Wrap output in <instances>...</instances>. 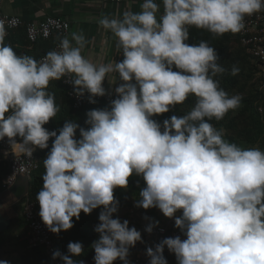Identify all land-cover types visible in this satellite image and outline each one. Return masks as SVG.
Masks as SVG:
<instances>
[{
  "label": "clouds",
  "instance_id": "1",
  "mask_svg": "<svg viewBox=\"0 0 264 264\" xmlns=\"http://www.w3.org/2000/svg\"><path fill=\"white\" fill-rule=\"evenodd\" d=\"M262 11L264 0H143L140 11L98 19L123 54L122 61L107 63L86 58V39L75 32L40 60L18 54L5 43L6 21L0 19V140L8 138L17 158H31L54 137L35 197L50 232L59 235L81 211L102 206L94 227L99 237L91 244L94 264H130L129 250L142 235L127 219L113 218L119 207L114 189L127 188L135 174L146 185L135 206L157 207L186 237H167L146 248L148 264H168L165 247L177 264H264V150L228 141L210 122L238 108L242 97L220 87L215 77L226 69L207 41L186 43L191 27L235 34L244 29L246 16ZM238 72L233 66L231 74ZM116 74L124 82L115 88L118 96L110 108L87 111L90 127L71 120L59 134L44 127L60 110L48 91L50 81L67 78L77 96L90 93L95 103L93 97L106 94L105 78L112 83ZM189 96L195 103L185 114L162 125L152 118ZM83 250L82 242L70 241L68 254L55 250L52 260L85 264L73 259Z\"/></svg>",
  "mask_w": 264,
  "mask_h": 264
},
{
  "label": "trees",
  "instance_id": "2",
  "mask_svg": "<svg viewBox=\"0 0 264 264\" xmlns=\"http://www.w3.org/2000/svg\"><path fill=\"white\" fill-rule=\"evenodd\" d=\"M60 39L51 37L47 40L40 39L36 42H31L26 34L25 27H19L10 30L6 37L5 43L10 44L18 54H27L39 60L40 57L52 50L55 44ZM207 41L213 47L219 57L218 63L226 69L222 74H217L215 77L222 87L230 96L240 95L242 97L240 106L235 110H230L225 117L216 121H210L217 129L224 130L225 138L243 148L259 147L264 150V87L261 85V79L258 76L260 66L258 63L246 53L245 48L239 41V33H225L223 35L213 34L206 29L191 28L189 30L188 44H198L200 41ZM233 66L239 68L236 75L231 74ZM174 70H177L174 68ZM48 91L55 93V101L59 106V112L56 117L44 125L49 131L56 130L59 134V129L67 120H71L79 124L80 127L87 129L90 125L85 124L87 119L86 113L93 109L110 108V102L106 100L97 101L91 106L75 109L72 99L69 97L66 86L61 80H52L49 83ZM195 103V97L189 96L183 104L176 105L170 108L169 112L157 114L154 118L159 123H163L164 119H169L172 115H183L191 109ZM76 138H80L79 128L76 130ZM19 139V138H18ZM54 137L49 140L48 149L37 148L34 153L41 159L39 168L30 176V186L27 198L36 200L37 192L42 188V174L44 172L43 160L46 158L47 152L50 150ZM10 172V167L6 161L0 162V194L6 189L3 186V181L6 175ZM142 177L133 174L129 177L127 188L117 187L114 189V196L119 201V209L134 208L139 210L140 214L147 216L152 222H162L163 216H159L157 207L144 209L136 207L135 201L139 198V191L145 187ZM101 207L93 209L90 214H85L81 211L80 219L76 220L73 217L74 226L69 230H62L59 235L56 234L57 247L67 253V244L71 242H82L83 252L78 257H73L75 260L94 261V249L91 244L98 239L99 233L94 231V227L99 223L98 216ZM127 216V215H126ZM119 217L116 213L113 218ZM121 221L124 219L119 217ZM137 219V218H136ZM137 229V227H136ZM9 230L0 233V245L5 243L8 238ZM142 239L144 234L141 233ZM131 247L129 252L133 253ZM166 249L163 253L165 257H169L172 264H177L175 254ZM113 264H122L117 259Z\"/></svg>",
  "mask_w": 264,
  "mask_h": 264
},
{
  "label": "crops",
  "instance_id": "3",
  "mask_svg": "<svg viewBox=\"0 0 264 264\" xmlns=\"http://www.w3.org/2000/svg\"><path fill=\"white\" fill-rule=\"evenodd\" d=\"M156 2L162 3V0H156ZM141 3L138 1L111 3L102 0H3L0 3V12L18 15L25 21L35 22L42 21L48 15L61 16L71 23L68 35L70 40L74 32L84 35L86 44L82 54L94 63H107L122 61L123 54L119 53L115 47L116 38L110 30L103 29L97 23L98 19L102 16L121 15L125 10L140 11ZM73 44L75 45L74 41ZM114 76V73L109 74L110 79ZM121 83L124 82L116 74V80L112 83L106 77L103 87L107 94L117 98L115 88ZM19 140L20 138L18 142ZM22 177L0 194L2 210L14 219L8 238L4 244L0 245V260L7 259L11 264H51L50 255L44 246L30 245L21 239L27 229L23 217V206L29 190L27 180L29 179L30 182V177L28 179L26 176Z\"/></svg>",
  "mask_w": 264,
  "mask_h": 264
},
{
  "label": "built area",
  "instance_id": "4",
  "mask_svg": "<svg viewBox=\"0 0 264 264\" xmlns=\"http://www.w3.org/2000/svg\"><path fill=\"white\" fill-rule=\"evenodd\" d=\"M3 0H0V3ZM103 2L111 3H121L127 1H140L143 0H102ZM0 19L6 21L5 27L7 33L10 30L17 29L24 26L26 29L27 37L31 42H36L40 39H49L51 37H58L62 39L63 37H68L71 30V23L69 20L61 16H46L42 21H24L18 15H8L0 12ZM15 21L14 26H9L10 21ZM245 27L239 32V41L241 45L245 48L246 53L251 56L260 66L258 73L261 79V85L264 87V11L255 13L251 16L245 17ZM193 28V27H191ZM190 28V29H191ZM189 29V30H190ZM61 40L56 43L52 50H59V45ZM51 51V50H50ZM45 55V54H44ZM42 55L40 59L44 56ZM39 59V60H40ZM67 78H61L62 83L66 86L68 95L72 99L73 106L75 109H79L84 106H91L95 103L89 101L90 93L85 92L83 96H77L74 92V86L66 82ZM93 99L97 101L106 100L111 102L115 97L111 94H105L104 96H95ZM156 117L153 116L154 119ZM5 152L8 153L5 156ZM6 161L10 167V172L6 175L3 186L4 188H10L13 186L17 179L21 176H29L33 171H35L39 166V158L33 152L31 158L22 155L17 158L8 143V138L5 137L0 140V162ZM39 203L37 200H28L24 206V218L27 226V231L22 235L23 239H26L30 245H42L44 246L49 255L51 264H62V261L57 258L52 260V252L59 250L57 247L56 234L50 232L47 227L42 222L38 215ZM135 220V225L144 234L142 241H138L133 249V253L129 252L128 259L130 264H148L149 257L146 255V248L155 247V244L159 243L162 239L167 237H175L177 235L183 236L181 230L174 226V218L165 217L164 221L155 224L145 215H140L135 210L130 213V218L137 217ZM153 224V230L151 233L145 231V228ZM167 249L165 247L164 251ZM61 253L64 254L61 250ZM165 256V255H164ZM85 264H94V261H85Z\"/></svg>",
  "mask_w": 264,
  "mask_h": 264
},
{
  "label": "rangeland",
  "instance_id": "5",
  "mask_svg": "<svg viewBox=\"0 0 264 264\" xmlns=\"http://www.w3.org/2000/svg\"><path fill=\"white\" fill-rule=\"evenodd\" d=\"M132 210H135L136 212H138L139 214H140V212H139V210H136V209H134V208H129V207H127V208H124V209H119L117 212H116V214L119 216V217H121V218H123L124 220L125 219H127L128 221H129V227H136V225H135V220H136V218H138V216L137 217H134V218H130V213H131V211ZM157 210V212H158V215L159 216H163L162 217V219H165V216L163 215V213L157 208L156 209ZM182 213L181 212H177V216H179V215H181ZM127 215V216H126ZM140 215H142V214H140ZM147 217V216H146ZM147 219V218H146ZM186 237L183 235L182 236V238L181 239H185ZM170 254V252H168V255ZM173 255H174V253H172ZM166 259H167V261H168V264H172L171 263V261H169V257H165Z\"/></svg>",
  "mask_w": 264,
  "mask_h": 264
},
{
  "label": "water",
  "instance_id": "6",
  "mask_svg": "<svg viewBox=\"0 0 264 264\" xmlns=\"http://www.w3.org/2000/svg\"><path fill=\"white\" fill-rule=\"evenodd\" d=\"M22 178H25L24 176ZM28 179V178H26ZM29 179L27 180V185L29 187ZM28 190V188L26 189ZM27 192V191H26ZM2 201L0 200V233L10 229L13 225L14 219L9 215L5 214L2 210Z\"/></svg>",
  "mask_w": 264,
  "mask_h": 264
},
{
  "label": "bare ground",
  "instance_id": "7",
  "mask_svg": "<svg viewBox=\"0 0 264 264\" xmlns=\"http://www.w3.org/2000/svg\"><path fill=\"white\" fill-rule=\"evenodd\" d=\"M138 2H140V1H138ZM21 18H22V17H21ZM24 21H25V20H24ZM22 27H24V26H22ZM26 34H27V33H26ZM57 38H58V37H57ZM28 39H29V38H28ZM59 39H60V38H59ZM45 40H47V39H45ZM60 40H61V39H60ZM60 40H59V41H60ZM55 45H56V44H55ZM53 48H54V47H53ZM45 54H46V53H45ZM43 55H44V54H43ZM60 80H61V79H60ZM61 82H62V81H61ZM69 97H70V96H69ZM101 101H102V100H101ZM84 107H86V106H84ZM81 108H82V107H81ZM17 141H18V138H17ZM37 156H38V155H37ZM38 158H39V157H38ZM39 165H40V158H39ZM38 168H39V166H38ZM38 168H37V169H38ZM37 169H36V170H37ZM36 170H35V171H36ZM33 172H34V171H33ZM33 172H32V173H33ZM32 173H31V174H32ZM31 174H30L29 176H26V178H29V177L31 176ZM28 200H30V199H28L27 196H26V198H25V202H24V206H25V203H26ZM24 206H23V217H24ZM24 220H25V218H24ZM26 228H27V227H26ZM8 230H9V229H8ZM137 230H139V229L137 228ZM26 231H27V229H26ZM26 231H25V232H26ZM25 232H24V233H25ZM24 233H23V234H24ZM23 234H22V235H23ZM56 237H57V236H56ZM21 239L24 240V241H26V242L28 243V241H27L26 239H23L22 236H21ZM28 244H29V243H28ZM58 249H59V248H58ZM59 250H60V249H59ZM62 252H63V251H62Z\"/></svg>",
  "mask_w": 264,
  "mask_h": 264
}]
</instances>
